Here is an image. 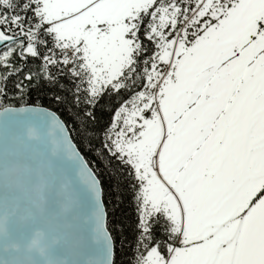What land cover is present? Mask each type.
<instances>
[{"label":"snow or ice","instance_id":"6c2138e0","mask_svg":"<svg viewBox=\"0 0 264 264\" xmlns=\"http://www.w3.org/2000/svg\"><path fill=\"white\" fill-rule=\"evenodd\" d=\"M0 264H264V0H0Z\"/></svg>","mask_w":264,"mask_h":264},{"label":"trees","instance_id":"16d2710c","mask_svg":"<svg viewBox=\"0 0 264 264\" xmlns=\"http://www.w3.org/2000/svg\"><path fill=\"white\" fill-rule=\"evenodd\" d=\"M86 158H88L89 160L95 159V157H93L90 153H85ZM97 166L98 167H102V165H100L99 161H96Z\"/></svg>","mask_w":264,"mask_h":264}]
</instances>
